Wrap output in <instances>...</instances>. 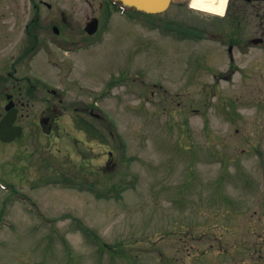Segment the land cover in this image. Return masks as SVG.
Wrapping results in <instances>:
<instances>
[{
	"label": "rangeland",
	"instance_id": "obj_1",
	"mask_svg": "<svg viewBox=\"0 0 264 264\" xmlns=\"http://www.w3.org/2000/svg\"><path fill=\"white\" fill-rule=\"evenodd\" d=\"M102 2L61 0L77 28L30 63L63 111L42 129L36 100L0 142V264H264V52L179 5L158 14L176 31L106 26Z\"/></svg>",
	"mask_w": 264,
	"mask_h": 264
},
{
	"label": "flooded vegetation",
	"instance_id": "obj_2",
	"mask_svg": "<svg viewBox=\"0 0 264 264\" xmlns=\"http://www.w3.org/2000/svg\"><path fill=\"white\" fill-rule=\"evenodd\" d=\"M173 5H179L189 13H200L201 16L224 21L227 29H216L214 34L230 40L232 52L234 49L240 54H249L253 49L264 52V0H229L223 16L195 9L192 0H171L167 10ZM102 6L109 19L110 12L116 8L114 2L103 0ZM133 18H139L135 12ZM68 27L72 31L76 29V21L75 18L68 20L65 17L61 0H0V120L12 111L16 119L14 124L21 125L25 132L22 120L30 117L31 106L36 100L41 99L44 104L48 102L45 96L37 94L46 90L59 102L57 106L43 104L41 110L46 115L40 117V126L44 129L51 120L56 121L57 115L63 111V99L58 96V91L46 88L43 79H32L28 71L39 47L56 45L51 39L59 40L58 43L67 41L62 34ZM54 130L50 123L47 131Z\"/></svg>",
	"mask_w": 264,
	"mask_h": 264
},
{
	"label": "water",
	"instance_id": "obj_3",
	"mask_svg": "<svg viewBox=\"0 0 264 264\" xmlns=\"http://www.w3.org/2000/svg\"><path fill=\"white\" fill-rule=\"evenodd\" d=\"M127 4L130 5H136L142 9L149 10V11H161L166 8L169 0H161L162 2L159 5H153V4H145V3H135L131 0H122ZM98 26V19L94 18L89 24L87 25L86 29L89 33H93ZM15 119V114L9 113L6 117H4L0 121V138L3 140H11L15 138L16 136H20L23 132V129L21 126H14L13 122Z\"/></svg>",
	"mask_w": 264,
	"mask_h": 264
},
{
	"label": "bare ground",
	"instance_id": "obj_4",
	"mask_svg": "<svg viewBox=\"0 0 264 264\" xmlns=\"http://www.w3.org/2000/svg\"><path fill=\"white\" fill-rule=\"evenodd\" d=\"M135 3H145L159 5L161 0H131ZM193 7L203 12H209L213 14H224L226 6L223 0H192Z\"/></svg>",
	"mask_w": 264,
	"mask_h": 264
},
{
	"label": "clouds",
	"instance_id": "obj_5",
	"mask_svg": "<svg viewBox=\"0 0 264 264\" xmlns=\"http://www.w3.org/2000/svg\"><path fill=\"white\" fill-rule=\"evenodd\" d=\"M224 5L226 6L228 3V0H223Z\"/></svg>",
	"mask_w": 264,
	"mask_h": 264
},
{
	"label": "trees",
	"instance_id": "obj_6",
	"mask_svg": "<svg viewBox=\"0 0 264 264\" xmlns=\"http://www.w3.org/2000/svg\"><path fill=\"white\" fill-rule=\"evenodd\" d=\"M88 127H90V126H88Z\"/></svg>",
	"mask_w": 264,
	"mask_h": 264
}]
</instances>
